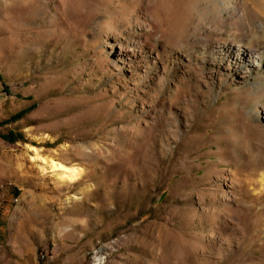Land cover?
I'll list each match as a JSON object with an SVG mask.
<instances>
[{"label": "rangeland", "instance_id": "1", "mask_svg": "<svg viewBox=\"0 0 264 264\" xmlns=\"http://www.w3.org/2000/svg\"><path fill=\"white\" fill-rule=\"evenodd\" d=\"M0 112V264H264V0H0Z\"/></svg>", "mask_w": 264, "mask_h": 264}, {"label": "bare ground", "instance_id": "2", "mask_svg": "<svg viewBox=\"0 0 264 264\" xmlns=\"http://www.w3.org/2000/svg\"><path fill=\"white\" fill-rule=\"evenodd\" d=\"M30 147V146H29ZM32 150L31 159L39 162V166L42 169H49L55 172L58 178L62 181L72 182L78 178L81 171L77 167L67 166L58 160L51 157H44L39 154L38 150L34 147H30Z\"/></svg>", "mask_w": 264, "mask_h": 264}, {"label": "crops", "instance_id": "3", "mask_svg": "<svg viewBox=\"0 0 264 264\" xmlns=\"http://www.w3.org/2000/svg\"><path fill=\"white\" fill-rule=\"evenodd\" d=\"M1 115L2 114L0 112V118H1ZM9 149H10V152L6 153V163H5L7 175H8V178L12 180L15 186L20 187L22 185L23 180H21L19 176L18 165L14 157L16 154L14 151H12L13 149L11 148Z\"/></svg>", "mask_w": 264, "mask_h": 264}, {"label": "trees", "instance_id": "4", "mask_svg": "<svg viewBox=\"0 0 264 264\" xmlns=\"http://www.w3.org/2000/svg\"><path fill=\"white\" fill-rule=\"evenodd\" d=\"M24 113H25L24 110H20V111H18V112H16V113L12 114V115L10 116L9 119H10V120L18 119V118L22 117V116L24 115ZM1 137H2L3 139H5V140L9 141V142H14V141H16L17 139L22 138L21 135L15 134V133H13L12 131H9L7 134H3V135H1Z\"/></svg>", "mask_w": 264, "mask_h": 264}]
</instances>
